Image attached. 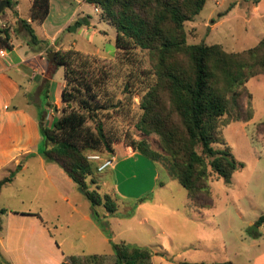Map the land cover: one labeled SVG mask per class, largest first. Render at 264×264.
<instances>
[{"label": "rangeland", "instance_id": "rangeland-1", "mask_svg": "<svg viewBox=\"0 0 264 264\" xmlns=\"http://www.w3.org/2000/svg\"><path fill=\"white\" fill-rule=\"evenodd\" d=\"M13 1L18 5L6 8L0 16V31L10 30L15 43L27 42L32 50L43 51L47 61L53 52L75 49L96 59V66L109 72L104 98L112 99L113 106L100 116L115 139V154H98L114 158L119 166L103 172L96 169L87 181L91 190L111 196L118 204V211L108 214L100 207V214L107 216V234L96 221L99 229L94 228L83 220V216L93 211L91 202L75 185L76 211L64 204L52 212L58 215L55 233L60 241L66 240L67 252L80 255L79 264H115L114 244L125 242L153 250L151 264L253 263L264 250V228L263 235L252 231L264 215V126L260 125L264 122V75L248 83L253 95V118L248 122L238 119L249 112L250 101L245 96L240 113L230 108L225 117L230 124L222 130L235 157L246 167L233 175L230 184L213 176V206L199 212L193 207L188 191L169 177L162 164L141 154L133 157L126 154L131 148L126 143L130 136L146 140L154 150L162 152L158 136H145L136 126L142 115L140 81L145 70L151 68L148 52L119 51L117 30L102 19L101 10L97 13L96 7L84 0H53L52 13L45 25L31 23V0ZM17 6L38 37L46 40L36 45L31 42L28 32L17 23ZM220 14L225 15L220 17ZM84 19L88 21L86 24ZM185 27L189 44H219L228 52L248 50L264 37V0L261 5L244 0H207L203 11ZM49 37L52 39L47 40ZM64 82L65 70L60 66L48 83L49 98L43 96L42 100L44 107L48 101H58L57 114L64 107L61 102ZM128 84L131 94L126 89ZM31 97L37 99V93ZM55 120L56 117L48 115L46 124L51 126ZM161 182L165 185L160 186ZM94 253L100 257L88 261V255Z\"/></svg>", "mask_w": 264, "mask_h": 264}, {"label": "trees", "instance_id": "trees-1", "mask_svg": "<svg viewBox=\"0 0 264 264\" xmlns=\"http://www.w3.org/2000/svg\"><path fill=\"white\" fill-rule=\"evenodd\" d=\"M3 1L0 0V4ZM84 1L101 10L102 19L117 30L119 51L130 54L140 49L150 56L151 68L145 70V77L140 81L143 84L140 93L142 115L136 126L145 136H158L162 152L154 150L148 141L131 136L126 138L127 145L162 164L169 177L188 191L196 210L200 212L213 206L211 178L217 176L218 180L230 184L233 175L246 167L235 157L222 130L230 124L225 119L230 108L240 113L245 96L250 101L249 112L238 119L248 122L254 116L253 95L248 83L264 75V37L255 47L242 52H228L219 44H189L185 24L203 11L207 0ZM14 4L18 2L9 0L10 8ZM16 15L17 23L28 32L31 42L40 44L42 41L31 23H45L50 15V0H32L31 23L19 18L18 12ZM87 22L84 19V23ZM11 37L10 30L0 31V50L13 49ZM55 54L46 74L52 78L60 66L64 67L65 86L61 93L64 107L51 126L41 118V154L48 163L59 165L77 187L84 190L93 207L94 220L107 234V216H102L98 209L103 207L106 213L115 214L118 204L111 196L91 190L87 179L97 168L88 159L90 153L115 154V139L100 116L113 106L112 99L104 98L109 72L98 68L96 59L75 49ZM126 89L133 93L130 84ZM260 125L264 126V122ZM13 177L14 173L2 183L11 182ZM5 212L0 210V213ZM263 224L264 215L255 225L261 227ZM114 250L115 264H151L154 256L150 248L125 242L115 243ZM86 259L95 261L97 257ZM80 262L79 257L72 256L63 264ZM179 264L235 263L182 261Z\"/></svg>", "mask_w": 264, "mask_h": 264}, {"label": "crops", "instance_id": "crops-1", "mask_svg": "<svg viewBox=\"0 0 264 264\" xmlns=\"http://www.w3.org/2000/svg\"><path fill=\"white\" fill-rule=\"evenodd\" d=\"M52 9L50 0V15ZM11 42L13 49L0 54V210H6L0 213V264H63L76 255L67 252L65 239H58V215L52 212L64 204L76 211L73 200L77 185L41 154V118L46 123L48 115H60L56 113L58 101H48L46 107L42 101L43 96L49 98L46 93L52 78L46 72L50 61L27 42L15 43L13 37ZM64 86L65 82L62 89ZM34 93L37 99L32 100ZM126 154L133 157L140 153L130 148ZM118 166L114 164L112 169ZM13 173L11 182L2 183ZM92 212L83 220L99 229ZM263 228L264 224L258 230L261 235ZM252 262L264 264V250Z\"/></svg>", "mask_w": 264, "mask_h": 264}, {"label": "built area", "instance_id": "built-area-1", "mask_svg": "<svg viewBox=\"0 0 264 264\" xmlns=\"http://www.w3.org/2000/svg\"><path fill=\"white\" fill-rule=\"evenodd\" d=\"M96 12L99 13L100 10L96 8ZM0 54H4V50H0ZM88 159L94 163H96L97 166V171L98 172H103L108 168H111L115 164V159L114 158H103L101 154L98 153H92L88 155Z\"/></svg>", "mask_w": 264, "mask_h": 264}, {"label": "water", "instance_id": "water-1", "mask_svg": "<svg viewBox=\"0 0 264 264\" xmlns=\"http://www.w3.org/2000/svg\"><path fill=\"white\" fill-rule=\"evenodd\" d=\"M9 7H10L9 0L3 1L0 4V16L4 13L5 9L6 8H9ZM71 29H73V28H71ZM74 29H76V28H74ZM55 55H56L55 52H53V53L50 54V56H49V61L50 62H53ZM79 190H80V192H82L83 194H85V192H84L83 189L80 188ZM258 230H259V227L258 226H255V230L252 229V231H254V232H258Z\"/></svg>", "mask_w": 264, "mask_h": 264}]
</instances>
